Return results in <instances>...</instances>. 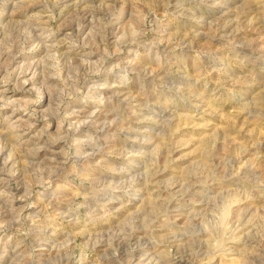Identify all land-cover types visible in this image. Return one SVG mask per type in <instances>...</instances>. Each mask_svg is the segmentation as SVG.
Wrapping results in <instances>:
<instances>
[{"label":"rangeland","instance_id":"374dc122","mask_svg":"<svg viewBox=\"0 0 264 264\" xmlns=\"http://www.w3.org/2000/svg\"><path fill=\"white\" fill-rule=\"evenodd\" d=\"M0 264H264V0H0Z\"/></svg>","mask_w":264,"mask_h":264},{"label":"bare ground","instance_id":"6f19581e","mask_svg":"<svg viewBox=\"0 0 264 264\" xmlns=\"http://www.w3.org/2000/svg\"><path fill=\"white\" fill-rule=\"evenodd\" d=\"M91 114H93V113H91ZM92 116V115H91ZM37 155V154H36Z\"/></svg>","mask_w":264,"mask_h":264}]
</instances>
